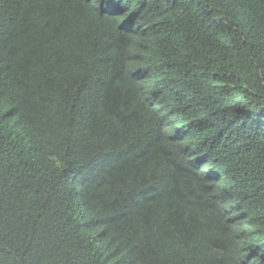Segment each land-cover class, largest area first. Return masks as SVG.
<instances>
[{"label": "trees", "instance_id": "obj_1", "mask_svg": "<svg viewBox=\"0 0 264 264\" xmlns=\"http://www.w3.org/2000/svg\"><path fill=\"white\" fill-rule=\"evenodd\" d=\"M0 264H264V0H0Z\"/></svg>", "mask_w": 264, "mask_h": 264}]
</instances>
